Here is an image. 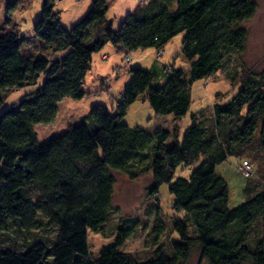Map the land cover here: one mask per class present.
<instances>
[{"label":"trees","instance_id":"trees-1","mask_svg":"<svg viewBox=\"0 0 264 264\" xmlns=\"http://www.w3.org/2000/svg\"><path fill=\"white\" fill-rule=\"evenodd\" d=\"M43 1L33 36L51 52L68 48L61 59L26 58L21 53L25 38L15 31L0 35V103L9 92L35 85L39 75L44 80L0 113V264H185L193 250L198 264H264V184L254 189L247 182L244 201L230 208L228 184L215 170L248 147L264 154V75L245 76L227 101L213 104V126L207 131L193 116L180 139L176 128L170 133L158 127L150 134L121 121L142 93L155 115L184 116L190 84L244 51L241 23L253 16L254 0H148L115 30L105 17L108 0H91L87 13L69 29L53 11L55 0ZM182 32L187 74L164 66L165 80L154 86L152 71L131 67V79L112 111L96 104L89 110L90 121L38 143L33 124L51 122L62 97L87 94L81 88L84 76L92 54L105 43L127 55L149 47L160 50ZM169 137L172 143L165 142ZM153 139L148 193L156 195L166 184L171 209L182 214L172 227L177 236L170 241L173 255L167 257L158 247L150 259L135 263L118 250L132 235V227H124L98 258L90 257L86 233L100 229L111 212L114 173L133 178L143 170ZM199 155L188 177L172 180L178 166H190ZM11 224L31 237L23 249L2 244ZM47 227L54 231L51 241L30 235ZM162 231L157 218L151 233L158 238Z\"/></svg>","mask_w":264,"mask_h":264},{"label":"rangeland","instance_id":"rangeland-1","mask_svg":"<svg viewBox=\"0 0 264 264\" xmlns=\"http://www.w3.org/2000/svg\"><path fill=\"white\" fill-rule=\"evenodd\" d=\"M147 1L108 0L105 17L112 21V29L115 30L127 13L133 11L136 5H143ZM254 2L256 9L253 16L241 23L246 30L247 38L244 51L239 55L230 56L228 62L214 74L190 84L188 90L190 103L184 116L174 118L172 114L155 115L142 93L130 104L121 121L129 126L143 128L150 134H153L158 127L170 133L173 132V128H176L178 139H180L187 126L190 125L191 116H193L196 122L201 123L204 131L209 130L213 126L212 105L227 101L245 76L264 75V0H254ZM43 4V0H0V35L15 31L20 37L25 38L21 45L24 56L31 58L41 56L50 61L57 60L61 54L67 53L68 48L50 53V48L33 36L35 23L41 17ZM90 5L91 0H55L53 11L59 12V22L64 28L69 29L87 13ZM182 37L183 32L174 35L160 50L149 47L129 52L127 55L118 52L111 43H105L100 50L92 54L90 68L84 76L81 88L87 94L85 93L80 99L62 97L51 122L33 124L38 143L59 136L69 126L83 124L85 120L90 121L89 110L96 104L112 111L115 102L118 101L120 94L131 79L128 71L131 67L152 71L154 78L151 85L154 86H160L164 82V66L180 68L183 73L187 74L190 62L180 52ZM37 80L35 85L22 86L6 94L0 103V113L6 107L17 104L30 91L39 87L44 81L43 76L39 75ZM171 140L172 137H169L165 142L172 143ZM151 142L147 157L142 164L143 168L141 167L143 170L136 176L129 178L123 173H114L115 184L111 197V212L102 222L100 229L86 233V245L90 257L98 258L102 249L108 247L113 241L117 230L124 227H132V235L123 241L118 250L132 255L135 263L150 259L152 252L158 247L167 257L173 255L170 241L176 239L177 236L172 231V227L174 219L182 214L175 215L171 209L173 198L166 184L159 186L156 195L148 193L151 176L147 168L153 156L154 139ZM243 150L239 158L229 157L215 167L216 173L228 184L227 206L230 208H235L244 201L247 182L254 189L264 184V154L256 147ZM201 158L199 155V158L188 167L178 166L173 173L172 180L177 177H188L191 168L196 167ZM244 160L249 165L248 174L244 172L241 165ZM157 218L163 225V233L158 238L151 233L154 220ZM9 227L8 237L1 238L4 240L2 244L14 243L18 249H23L24 245L32 241L31 237L20 235L12 224ZM30 235L51 241L54 231L52 227H47L44 231H34ZM198 256L197 251L193 250L185 264H198Z\"/></svg>","mask_w":264,"mask_h":264},{"label":"built area","instance_id":"built-area-1","mask_svg":"<svg viewBox=\"0 0 264 264\" xmlns=\"http://www.w3.org/2000/svg\"><path fill=\"white\" fill-rule=\"evenodd\" d=\"M127 61H128V59H126ZM241 165L243 166V168H244V172H247L246 174H248L249 172H248V170H249V165H248V163H247V161H243L242 163H241Z\"/></svg>","mask_w":264,"mask_h":264},{"label":"crops","instance_id":"crops-1","mask_svg":"<svg viewBox=\"0 0 264 264\" xmlns=\"http://www.w3.org/2000/svg\"><path fill=\"white\" fill-rule=\"evenodd\" d=\"M40 41V40H39ZM47 47V46H46ZM117 50V49H116ZM162 51V50H161ZM118 52H121V51H118ZM21 53H22V47H21ZM50 53H51V51H50ZM122 53V52H121ZM23 54V53H22ZM24 56V55H23ZM60 56H62V54L60 55ZM60 56H59V58H60ZM24 57H30V56H24ZM103 57H105V56H103Z\"/></svg>","mask_w":264,"mask_h":264}]
</instances>
